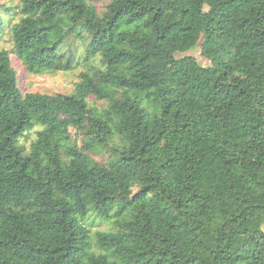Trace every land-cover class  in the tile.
I'll return each mask as SVG.
<instances>
[{
  "label": "trees",
  "instance_id": "1",
  "mask_svg": "<svg viewBox=\"0 0 264 264\" xmlns=\"http://www.w3.org/2000/svg\"><path fill=\"white\" fill-rule=\"evenodd\" d=\"M4 39L0 264H264V0H19ZM11 53L85 69L22 93Z\"/></svg>",
  "mask_w": 264,
  "mask_h": 264
},
{
  "label": "rangeland",
  "instance_id": "2",
  "mask_svg": "<svg viewBox=\"0 0 264 264\" xmlns=\"http://www.w3.org/2000/svg\"><path fill=\"white\" fill-rule=\"evenodd\" d=\"M19 0H0V4H16ZM0 49H11V42L4 39L0 42ZM175 57L178 60L179 66L192 65L196 68L198 75H203L205 68L209 64V60L201 55L200 45L197 44L191 50L186 52H177ZM11 65L16 71V83L22 93L38 92V93H63L69 94L74 90L75 83L78 81V75L85 67L80 65L71 71H59L55 73L32 74L25 70L24 66L17 57L10 54ZM40 126H34L31 130L25 133V136L20 139L26 147L29 148L30 142L35 138L36 131ZM100 159V154H96ZM86 224L89 225L91 232L105 231L110 229L111 223L97 219L94 214H89L86 219Z\"/></svg>",
  "mask_w": 264,
  "mask_h": 264
}]
</instances>
